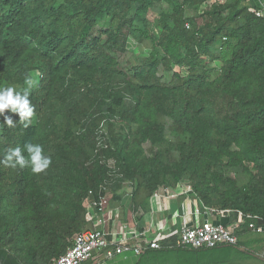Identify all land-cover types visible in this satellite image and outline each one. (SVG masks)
<instances>
[{"label": "trees", "instance_id": "trees-1", "mask_svg": "<svg viewBox=\"0 0 264 264\" xmlns=\"http://www.w3.org/2000/svg\"><path fill=\"white\" fill-rule=\"evenodd\" d=\"M209 1L0 0V88L39 73L30 126L0 117V160L28 143L52 159L41 174L0 163V264H53L103 185L114 206L131 183L130 210L149 212L187 182L202 209L244 219L239 238L264 225V17L245 0L201 13ZM131 39L146 55L125 63Z\"/></svg>", "mask_w": 264, "mask_h": 264}, {"label": "built area", "instance_id": "built-area-1", "mask_svg": "<svg viewBox=\"0 0 264 264\" xmlns=\"http://www.w3.org/2000/svg\"><path fill=\"white\" fill-rule=\"evenodd\" d=\"M226 0H210L201 8L204 12L209 5L218 3L224 4ZM249 5V11L261 18L263 13L253 5L250 0H245ZM189 28V26L187 25ZM115 161H109L108 167L112 174H115ZM125 191L131 201L133 186L131 183L125 185ZM192 187L187 182H181L176 187H159L150 199V210L145 212L123 208L124 202L119 205H112L111 195L107 185L101 186L98 195L90 192L85 203V220L88 229L74 236L71 246L66 253L53 264H105L118 257H128L132 255L140 259L149 251H159L163 249H214L222 245L237 246L239 235L244 219L239 217L235 224L227 226L214 224L210 221L212 217H229L230 213L221 212L215 215L213 210L202 209L198 202L191 198ZM125 197V198H126ZM180 198L186 199L193 207L186 208L184 204L182 211L187 223L178 231H174L172 226L163 220L164 211L161 203H171ZM129 201V204H130ZM130 206V205H129ZM190 209V211H189ZM129 211V221L125 220V215ZM205 216V220L198 219ZM247 230L255 234H264V225H257L250 222ZM264 259V249L260 253Z\"/></svg>", "mask_w": 264, "mask_h": 264}, {"label": "rangeland", "instance_id": "rangeland-1", "mask_svg": "<svg viewBox=\"0 0 264 264\" xmlns=\"http://www.w3.org/2000/svg\"><path fill=\"white\" fill-rule=\"evenodd\" d=\"M165 7H167L165 5ZM151 20L156 19V15L150 16ZM132 55H135L132 56ZM146 55V51L136 44L132 39L129 45V54L123 58L126 63L134 62L137 57ZM132 57V58H131ZM176 72H182L185 75V70H181L177 67L174 68ZM161 75L166 80L170 79V73L161 69ZM237 175V174H236ZM127 196V192L125 197ZM124 197L123 208H129V197ZM200 210L202 207L199 205ZM190 211V209H189ZM204 215V211H201ZM202 217V216H201ZM130 213L127 211L125 219L129 221ZM211 222H214L210 218ZM240 247L225 245L224 247H218L214 249H205L198 252L190 249H183L175 253H169L165 255L163 252L152 253L148 257H144L139 260L137 257L128 255L125 257H118L111 261H107V264H113L114 261H119L121 264H264V259L260 257V253L264 249V234H255L253 232H246L240 237ZM124 261V262H123ZM105 263V264H106ZM115 264V263H114Z\"/></svg>", "mask_w": 264, "mask_h": 264}, {"label": "clouds", "instance_id": "clouds-1", "mask_svg": "<svg viewBox=\"0 0 264 264\" xmlns=\"http://www.w3.org/2000/svg\"><path fill=\"white\" fill-rule=\"evenodd\" d=\"M262 7H264V0H259ZM259 15L264 13L257 12ZM39 73L29 74L25 78L26 87L17 90L14 86L0 88V117H3V124L8 127H14L13 115L19 116V123L25 128L30 126L35 114V108L30 101L32 90L39 84ZM11 114H8V113ZM27 156L23 154L22 149L17 146L15 148H8L3 160L0 163L6 167L21 169L30 168L33 174L45 173L50 165L52 159L49 155L44 154V149L40 144L28 143L24 146Z\"/></svg>", "mask_w": 264, "mask_h": 264}, {"label": "crops", "instance_id": "crops-1", "mask_svg": "<svg viewBox=\"0 0 264 264\" xmlns=\"http://www.w3.org/2000/svg\"><path fill=\"white\" fill-rule=\"evenodd\" d=\"M250 5H253L258 10H261L264 13V7L261 6L259 0H250ZM184 204L186 205V208H188V206L193 207V203H192V205L190 203H186V199H184V198H180V199L175 200L171 203L163 202L160 205L164 211V216H163L164 222L169 224L170 226H172V229L175 232L178 231L183 225H185L188 222L187 219L184 217V212L182 211V207ZM205 219H206L205 216H203V217H200L198 219V221L200 223V222L204 221ZM212 220L214 221V224H222L225 226L229 225L231 222L230 217H218V216L215 217L214 216V217H212ZM125 258L127 259V257H125ZM121 262L114 261L113 264L114 263L115 264H121Z\"/></svg>", "mask_w": 264, "mask_h": 264}]
</instances>
